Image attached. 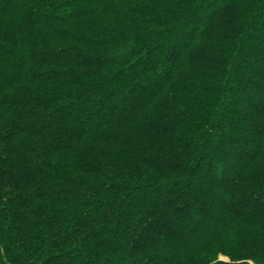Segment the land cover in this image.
<instances>
[{"label": "trees", "instance_id": "trees-1", "mask_svg": "<svg viewBox=\"0 0 264 264\" xmlns=\"http://www.w3.org/2000/svg\"><path fill=\"white\" fill-rule=\"evenodd\" d=\"M0 264H264V0H0Z\"/></svg>", "mask_w": 264, "mask_h": 264}]
</instances>
